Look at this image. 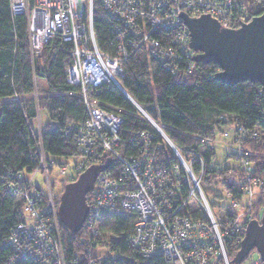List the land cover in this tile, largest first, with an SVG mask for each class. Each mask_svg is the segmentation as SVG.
Wrapping results in <instances>:
<instances>
[{
	"label": "built area",
	"instance_id": "2783aa9c",
	"mask_svg": "<svg viewBox=\"0 0 264 264\" xmlns=\"http://www.w3.org/2000/svg\"><path fill=\"white\" fill-rule=\"evenodd\" d=\"M94 1L115 21L117 52L113 57L97 48L92 26ZM9 8L12 15H25L31 56L40 53L47 44L55 45L58 38L72 44L71 62L65 69L66 82L78 88L85 116L80 122L68 124L64 136L78 150L81 163L75 166L76 170L85 171L94 165L93 160L103 165L108 157L122 166L117 178L106 173L107 170L98 173L86 197L88 213L80 232L82 239L97 237L98 215L118 207L135 216L133 234L128 242L141 257L160 255L169 264H230L225 240L230 237L241 240L246 225L258 220L253 214L244 217L234 209L250 206L256 193L253 188L258 186L247 174L248 159L238 145L234 167L241 169L238 188L245 195L238 201L229 192L225 193L222 199L229 208L221 209L219 216L213 214L199 185L204 169L201 158H196L200 163V171L196 174L161 125L150 118L118 80L123 77L121 62L141 48H146L149 57L162 62L167 60L169 67H181L188 72L194 66L195 54L181 14H208L224 28L231 29L234 21L232 0H9ZM155 30L170 32L165 42L170 47L166 48L153 37ZM114 85L153 127L154 132L139 130L128 134L127 140L139 147L135 154L120 153L125 141L119 134L122 116L102 108L96 98L104 86ZM221 118L224 122L228 120L226 115ZM230 127L223 128L224 137L229 135ZM249 134L257 138L256 133L240 128L236 142L241 143ZM166 149L174 153L172 163L160 160L159 153ZM106 153H109L107 158ZM38 156L35 170L49 168V161L40 147ZM17 179V183L11 184L12 190L23 200L22 214L26 217L24 222L14 225L3 244L15 252V257L26 255L40 264H66L52 196L45 193L48 204L42 211L39 194L26 189L27 179L21 175ZM88 244L87 252L91 241ZM86 264H103V261L90 257ZM247 264H264V261L256 253Z\"/></svg>",
	"mask_w": 264,
	"mask_h": 264
},
{
	"label": "trees",
	"instance_id": "16d2710c",
	"mask_svg": "<svg viewBox=\"0 0 264 264\" xmlns=\"http://www.w3.org/2000/svg\"><path fill=\"white\" fill-rule=\"evenodd\" d=\"M254 1L257 2L256 9L246 8L244 0H232L233 27L237 28L243 21L263 12L264 0ZM93 4L92 26L97 48L113 57L117 52L115 21L101 4L97 1ZM26 25L23 15L11 14L9 0H0V264H40L26 255L15 257V252L3 244L14 225L25 220L23 200L13 193L12 185L17 183L18 176L25 180L26 175L35 171L39 147L46 160L77 154V148L64 136V131L68 124L80 122L85 116L78 88L66 82L71 42L58 38L55 45L47 44L40 53L31 56ZM152 34L166 48L169 46L165 42L170 32L155 30ZM168 65L169 61L155 60L148 56L146 48H141L121 62V86L152 120L161 125L167 138L182 158L191 163L196 174L200 171L196 158H201L204 169L199 185L213 214L230 206L217 202L222 199L216 191L217 185L238 201L245 195L238 188L241 169L234 167L237 151L224 153L222 159L216 161V151L211 146L215 134L221 132L223 135V128L231 125L235 129L234 138L240 128L256 133L257 138H251V134L242 138L240 150L248 159L250 180L261 185L259 195L251 203L255 219L261 218L264 210V90L261 85L247 80L234 85L221 83L215 79L218 66L213 63L194 62L188 72ZM38 79L44 83L45 95L33 98L34 82ZM97 99L102 108L122 116L119 134L125 138V145L120 153L135 154L139 147L127 140L128 134L139 130L154 132L151 124L115 85L104 86ZM37 115L41 116L39 133L34 127ZM225 115L227 122L221 118ZM159 154L164 163L175 160L169 149L161 150ZM121 168L119 161L111 159L107 172L116 177ZM28 189L40 194L39 208L45 211L48 204L45 192L33 183ZM57 196L54 197L56 209ZM134 219L133 213L118 207L103 211L98 215L99 235L83 240L82 228L70 232L58 216V234L66 264H86L90 257L103 264H169L160 255L143 258L130 245L128 240L133 234ZM89 241L91 246L87 252ZM240 241L235 237L225 240L230 264H243L254 250L237 261Z\"/></svg>",
	"mask_w": 264,
	"mask_h": 264
},
{
	"label": "water",
	"instance_id": "95a60500",
	"mask_svg": "<svg viewBox=\"0 0 264 264\" xmlns=\"http://www.w3.org/2000/svg\"><path fill=\"white\" fill-rule=\"evenodd\" d=\"M189 33V45L197 63L215 64V79L234 85L238 82H257L264 90V10L237 28H224L208 14H181ZM107 165H90L74 182L66 183L59 197L57 213L60 222L70 232H77L88 213L86 195L99 172ZM239 244L237 261L252 249L264 261V210L257 220H251Z\"/></svg>",
	"mask_w": 264,
	"mask_h": 264
},
{
	"label": "rangeland",
	"instance_id": "374dc122",
	"mask_svg": "<svg viewBox=\"0 0 264 264\" xmlns=\"http://www.w3.org/2000/svg\"><path fill=\"white\" fill-rule=\"evenodd\" d=\"M244 1L246 3V8H249V9H256L257 8V2H255L254 0H244ZM29 2H30V0H29ZM190 16H192V15H190ZM24 17H25V15H24ZM243 22H248V21H243ZM232 28H235V27L232 26L231 29ZM193 53L195 54V52H193ZM122 72H123V70H122ZM118 81H119V84L121 85V79ZM34 83H35V87H34V92H33V98H39L40 95H45L44 83L42 81H40L39 79L37 81H35ZM96 98H98V96ZM129 102L131 103V105L134 108H136L131 101H129ZM135 110H137V109H135ZM40 124H41V116L37 115V118L34 121V127L36 129V132H38V133H39L40 128H41ZM233 128H234V126L231 125V127H230L231 131H230L229 135H227L225 137L222 135L221 132H217V134H215V138H214V141L211 142V146L216 151V159H215L216 161H220L222 159L224 153H225V155L226 154L228 155L227 152H230L232 150L237 151L238 145H239V148L241 147V143L236 142V139L234 138V131H233L234 129ZM108 155H109V153L105 154L106 158L108 157ZM227 157L229 158L230 155ZM79 159H80L79 155L75 154L73 157H69V158H58L57 157V158H52V159L47 160V161H49V165H50L49 168L43 167L42 169H36L30 175L25 176L27 178V181H28V184H27L28 187L26 186V189L31 187V185L33 183V185L40 188L46 194H50L52 196V202H54L55 195H58L57 197H59V195L63 192L62 190H63L64 184L69 183V182H74L76 180V178L78 177V175L81 173V171H78L75 168V166L78 165V163L79 164L81 163V161L79 162ZM111 159L108 157L105 160V164H103V165L108 164L107 165L108 169H109ZM230 162L231 161L229 160V163ZM92 163L94 165L101 164L99 162V160H96V161L93 160ZM108 169H105V170H108ZM105 172L109 173L107 171H105ZM71 175L73 176V179L69 178V176H71ZM260 187H261V185L253 188V191H256V193L253 195L254 198H256L259 195ZM215 188H216V191L222 195V198L225 197L226 194L224 192V188H222L219 185H217ZM89 193H90V191L88 192L86 197L89 195ZM39 196H40V194H39ZM46 199H47L46 202H48V195H47ZM85 201H86V199H85ZM252 201H251V203H252ZM217 202L222 203V204L227 203L226 201H224V199H217ZM251 203H250V206H248V205L242 206L241 205L240 208L235 207L234 209H237V212L240 215L242 213V215H244V217H245V215H247L248 217H251V216H253V215H251L252 214V212H251L252 204ZM86 204H87V201H86ZM87 206H88V204H87ZM55 209H56V206H55ZM220 214H221V209H218L217 210V216H219ZM24 217H26V216L24 215ZM259 219L257 221H259ZM82 230H83V227L80 230V232ZM256 253L257 252L254 249L252 251V253H250V255L243 262V264H247L250 259L255 258Z\"/></svg>",
	"mask_w": 264,
	"mask_h": 264
},
{
	"label": "bare ground",
	"instance_id": "6f19581e",
	"mask_svg": "<svg viewBox=\"0 0 264 264\" xmlns=\"http://www.w3.org/2000/svg\"><path fill=\"white\" fill-rule=\"evenodd\" d=\"M148 123H149V122H148ZM124 145H125V144H124ZM124 145H123V146H124ZM123 146H122V147H123ZM87 194H88V193H87ZM81 228H82V227H81ZM81 228H80V229H81ZM78 231H79V230H78Z\"/></svg>",
	"mask_w": 264,
	"mask_h": 264
}]
</instances>
